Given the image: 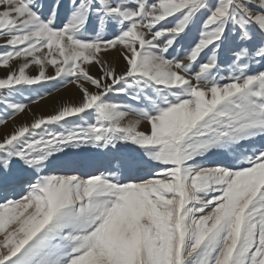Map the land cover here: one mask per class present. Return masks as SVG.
I'll return each mask as SVG.
<instances>
[{
    "label": "snow or ice",
    "instance_id": "obj_1",
    "mask_svg": "<svg viewBox=\"0 0 264 264\" xmlns=\"http://www.w3.org/2000/svg\"><path fill=\"white\" fill-rule=\"evenodd\" d=\"M0 41V264H264V0H0Z\"/></svg>",
    "mask_w": 264,
    "mask_h": 264
},
{
    "label": "bare ground",
    "instance_id": "obj_2",
    "mask_svg": "<svg viewBox=\"0 0 264 264\" xmlns=\"http://www.w3.org/2000/svg\"><path fill=\"white\" fill-rule=\"evenodd\" d=\"M108 59L114 63L118 71L122 70V68L124 67L123 62L116 59L115 55L108 57ZM91 72L92 74H97L96 68L93 67L91 69ZM0 74L1 76H3L5 74V70L0 68ZM58 94L59 95L57 96H48L47 98L37 103L34 108H30L31 111L26 110L25 113L20 115V117L14 120H10L4 130L10 131L15 125H19L23 122H30L35 116L50 114L58 109L61 103H71L79 100L78 90L71 85H69L67 88L64 87ZM129 118L131 119L134 117Z\"/></svg>",
    "mask_w": 264,
    "mask_h": 264
},
{
    "label": "rangeland",
    "instance_id": "obj_3",
    "mask_svg": "<svg viewBox=\"0 0 264 264\" xmlns=\"http://www.w3.org/2000/svg\"><path fill=\"white\" fill-rule=\"evenodd\" d=\"M0 43H3V41H0ZM255 70H257V68L256 67H254V69H253V71H255ZM32 71L33 72H35V69L33 68L32 69ZM0 76H1V74H0ZM52 83H55V82H52ZM37 87H39V86H37ZM59 87V91H57L55 88H50V87H48V88H41L40 89V91L41 92H47V91H51V95H59L58 93L60 92V91H62V89L64 88V87H62V86H58ZM34 94V93H33ZM35 95V94H34ZM48 96H50V95H45V98H47ZM44 98V99H45ZM25 102L26 103H29V108H34L35 106H36V104H32V103H30L28 100H27V93L25 94ZM20 115L21 114H18L16 117H15V119L16 118H18V117H20ZM14 127V126H13Z\"/></svg>",
    "mask_w": 264,
    "mask_h": 264
}]
</instances>
